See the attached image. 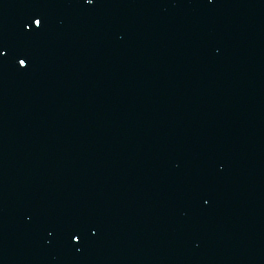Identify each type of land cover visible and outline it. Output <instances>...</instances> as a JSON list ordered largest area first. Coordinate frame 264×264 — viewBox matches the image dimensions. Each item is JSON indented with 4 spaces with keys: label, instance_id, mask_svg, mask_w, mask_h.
<instances>
[{
    "label": "water",
    "instance_id": "95a60500",
    "mask_svg": "<svg viewBox=\"0 0 264 264\" xmlns=\"http://www.w3.org/2000/svg\"><path fill=\"white\" fill-rule=\"evenodd\" d=\"M0 48V264H264V0H0Z\"/></svg>",
    "mask_w": 264,
    "mask_h": 264
},
{
    "label": "snow or ice",
    "instance_id": "6c2138e0",
    "mask_svg": "<svg viewBox=\"0 0 264 264\" xmlns=\"http://www.w3.org/2000/svg\"><path fill=\"white\" fill-rule=\"evenodd\" d=\"M86 2L88 4H91V3H93V0H86ZM32 25H35V28L37 30L42 29L43 28V18L42 17H33V18H31L30 23H27L25 25V27L31 28ZM5 55H7V52L4 49L0 48V57H3ZM18 64L21 68H26L28 66L27 58L26 57L25 58H19ZM72 239L73 240H79V236L74 234Z\"/></svg>",
    "mask_w": 264,
    "mask_h": 264
}]
</instances>
